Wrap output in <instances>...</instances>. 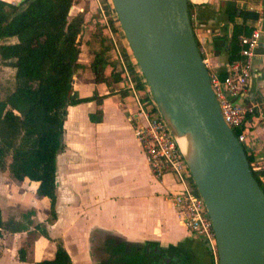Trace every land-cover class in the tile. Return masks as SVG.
Listing matches in <instances>:
<instances>
[{
	"label": "crops",
	"instance_id": "crops-1",
	"mask_svg": "<svg viewBox=\"0 0 264 264\" xmlns=\"http://www.w3.org/2000/svg\"><path fill=\"white\" fill-rule=\"evenodd\" d=\"M5 1L17 3L20 0ZM227 1H190V18L198 48L202 57L209 60V71L218 76L226 74L231 63L228 50L233 23L224 11ZM111 3L112 0H74L69 11V17L77 13L84 16L78 57L81 67L78 76H74L73 86L76 84L78 90L85 93L78 97L94 92L107 96L100 105L92 100L67 107L63 134L65 147L56 157L57 218L52 223L56 227L60 224L57 227L60 241L70 254L72 264H93L90 245L96 233L157 254L150 264H211L209 248L184 226L169 199L170 192L179 185L170 173L162 180L153 176L134 135L136 120L133 116L137 113V101L131 86L141 85L145 94L147 86L121 31L118 32L120 53L111 46L104 16L109 24L111 20L114 26H120ZM236 5L257 14V19L249 24L261 31L251 59L247 86L234 101L252 107L246 115L251 144L248 156L252 165L263 166L264 0H237ZM236 21L240 22V18ZM103 48L109 61L105 74L109 76L113 68L123 70L122 83L107 85L93 81L90 69L93 52ZM119 84L129 93L122 95ZM98 108L102 110L101 121H90L88 114ZM6 183L16 187L15 193L8 190ZM37 185L38 181L28 179L16 183L7 168L0 170V207L5 222L4 202L23 208L21 202L29 197L43 202L49 210L48 199L36 197ZM6 230L12 234L9 235L12 239L23 231ZM55 244H50L48 255L42 258L53 256Z\"/></svg>",
	"mask_w": 264,
	"mask_h": 264
},
{
	"label": "trees",
	"instance_id": "trees-1",
	"mask_svg": "<svg viewBox=\"0 0 264 264\" xmlns=\"http://www.w3.org/2000/svg\"><path fill=\"white\" fill-rule=\"evenodd\" d=\"M73 1L20 0L11 3L0 0V64L14 69V87L0 98V170L7 168L16 183L25 179L38 181L35 194L39 199H48L46 220L49 223L57 218L56 157L65 147L63 134L67 107L92 100L100 105L107 96L97 92L90 96H74L72 82L81 67L78 57L84 16L77 13L69 17ZM236 1L228 0L224 10L233 23L229 62L241 59L240 36L249 35L253 30L249 22L257 19L255 12L240 8ZM190 6L188 1L189 13ZM238 17L240 22L236 21ZM110 25L114 32L121 31V27L114 26L111 20ZM108 65L105 48L93 52L90 69L95 83L111 85L123 81V70L113 68L109 76L105 74ZM134 87L139 100L150 104L152 111L159 112L155 99L145 94L141 85ZM127 93L128 90H121L122 95ZM88 117L92 122L101 121V108L90 112ZM248 160L251 162L249 156ZM252 174L264 192L259 180V176L264 175V168L252 170ZM189 183L197 190L192 177ZM5 228L12 232L24 230L20 226H9L2 219L0 207V241ZM55 246L51 258L38 259L35 264H72L62 242H56ZM105 250L110 260L105 264H150L157 255L114 237L106 239ZM19 252V260L25 261L23 249Z\"/></svg>",
	"mask_w": 264,
	"mask_h": 264
},
{
	"label": "water",
	"instance_id": "water-1",
	"mask_svg": "<svg viewBox=\"0 0 264 264\" xmlns=\"http://www.w3.org/2000/svg\"><path fill=\"white\" fill-rule=\"evenodd\" d=\"M112 4L154 95L144 40L148 44L172 122L161 114L177 137L187 139L185 151L179 145L212 222L219 264H261L264 192L220 112L194 36L188 0H112Z\"/></svg>",
	"mask_w": 264,
	"mask_h": 264
},
{
	"label": "built area",
	"instance_id": "built-area-1",
	"mask_svg": "<svg viewBox=\"0 0 264 264\" xmlns=\"http://www.w3.org/2000/svg\"><path fill=\"white\" fill-rule=\"evenodd\" d=\"M107 20V17L104 16V25L111 39L112 48L119 54L118 31L114 32ZM260 32V29L255 27L249 35L240 36L242 46L240 55L243 58L231 62L224 77L209 71L210 83L222 117L242 144L247 156L251 152V144L248 138L250 128L246 123V115L252 111V107L237 103L234 99L241 95L247 86L251 74V59L259 42ZM202 60L209 70L208 58L202 57ZM131 90L138 104V110L134 117L136 120L134 135L146 155L153 176L162 180L168 173L173 175L179 188L170 192L169 199L174 205L179 219L192 234L207 245L212 254L211 264H219L212 222L202 197L189 183L191 174L180 148L178 137L167 120L159 115L161 114L159 108V112L152 111L151 106H147L148 104L139 100L134 87L131 86ZM249 164L252 170L264 168V165L256 166L250 162ZM259 180L264 186V175H260Z\"/></svg>",
	"mask_w": 264,
	"mask_h": 264
},
{
	"label": "rangeland",
	"instance_id": "rangeland-1",
	"mask_svg": "<svg viewBox=\"0 0 264 264\" xmlns=\"http://www.w3.org/2000/svg\"><path fill=\"white\" fill-rule=\"evenodd\" d=\"M117 16V14H116ZM118 19V17H117ZM120 32V31H119ZM121 33L123 34L122 30ZM124 36V34H123ZM8 40H14V38H9ZM127 42V40H126ZM128 44V42H127ZM129 46V44H128ZM131 52V49L129 47ZM132 53V52H131ZM139 72L143 75L141 69L138 66L137 61L135 60ZM84 76V75H83ZM144 77V75H143ZM126 78V77H125ZM80 77L78 78V80ZM124 80V76H123ZM123 82V81H122ZM121 82V83H122ZM144 82L146 84L147 94L152 96L153 91L147 80L144 77ZM78 83V82H77ZM118 89L120 90H127L125 87H121L122 85H118ZM14 87V69L5 65L0 64V98H4L7 93H9ZM75 93L74 96L83 95L85 94L82 91L78 90L76 84L73 86ZM137 101V100H136ZM135 101V102H136ZM138 110V104L135 103ZM10 107V106H9ZM16 114H20V112L14 109ZM136 114V113H135ZM135 117V115L133 116ZM68 142L67 139H65ZM9 157H7V162H9ZM8 190L15 193L16 187L13 185L7 184ZM24 205L23 208L20 207L18 204L17 206L15 203H3V215L10 225L20 226L24 228L22 232H19L14 238L12 239L9 235V232L6 228L3 231V238L0 241V264H35V261L42 256L48 255V248L50 247L51 243H56L60 241L59 231L57 227L53 223H49L46 218L48 216L49 210L47 206L43 204V202L39 200H32L31 198H25L21 205ZM53 224V225H52ZM55 226V227H54ZM92 237V244L90 245V253L92 256L93 264H105L108 263L110 260L108 258L109 253L105 250V241L106 236L103 233H96ZM23 249L25 262H21L19 260L20 252L19 249ZM72 253V251H71ZM75 259L77 257L74 256ZM81 264V263H80Z\"/></svg>",
	"mask_w": 264,
	"mask_h": 264
},
{
	"label": "bare ground",
	"instance_id": "bare-ground-1",
	"mask_svg": "<svg viewBox=\"0 0 264 264\" xmlns=\"http://www.w3.org/2000/svg\"><path fill=\"white\" fill-rule=\"evenodd\" d=\"M145 42V53H146V58H147V63H148V68L150 71V77L154 83V95L156 98V104L161 111V113L164 115V117L169 121L172 122L170 110L166 101V98L164 96L163 90L161 88V85L159 83V80L157 78L156 71L154 69L153 61H152V56L148 48V44L146 40ZM179 144L185 151L187 149V139L185 137H178ZM261 264H264V245L262 248V253H261Z\"/></svg>",
	"mask_w": 264,
	"mask_h": 264
}]
</instances>
